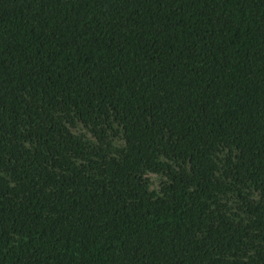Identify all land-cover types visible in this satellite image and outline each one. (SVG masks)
Segmentation results:
<instances>
[{"label": "trees", "instance_id": "obj_1", "mask_svg": "<svg viewBox=\"0 0 264 264\" xmlns=\"http://www.w3.org/2000/svg\"><path fill=\"white\" fill-rule=\"evenodd\" d=\"M0 264H264V0H0Z\"/></svg>", "mask_w": 264, "mask_h": 264}]
</instances>
